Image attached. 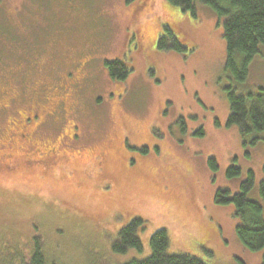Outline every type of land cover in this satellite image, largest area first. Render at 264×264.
Listing matches in <instances>:
<instances>
[{
  "label": "rangeland",
  "instance_id": "1",
  "mask_svg": "<svg viewBox=\"0 0 264 264\" xmlns=\"http://www.w3.org/2000/svg\"><path fill=\"white\" fill-rule=\"evenodd\" d=\"M168 34L186 50H158L155 41ZM82 55L96 62L95 72L72 95L78 104L76 125L81 135L87 132L77 146L86 147L89 155L51 171L13 170L1 158L0 243L23 241L39 227L51 260L120 264L147 257L150 236L165 229L168 253H185L206 264H260L264 250L246 249L235 235L233 207L213 201L219 188L236 193L251 171L254 184L247 198L261 204L264 218L259 195L264 133L253 145H244L237 128L226 126L231 82L223 72L225 42L215 13L198 3L182 10L167 0H0V142L7 121L17 111L30 110L22 105L24 99L65 89L70 66L56 62ZM29 56H39L35 75L20 72ZM112 61L128 63L131 72L123 82L114 81L111 94L122 107L107 119V112H96L95 105L106 102L100 90L108 88L104 68ZM50 67L57 73H50ZM261 89L264 45L235 92ZM5 93L17 98L11 111L4 109ZM65 110L64 101L58 121H48L51 138L65 124L60 120L70 119H64ZM124 136V154L140 171L129 175L118 159L111 173L96 176L92 152ZM210 158L216 170L209 167ZM231 164L240 169L232 179L225 175ZM135 217L145 222L137 233L141 250L108 254L119 228Z\"/></svg>",
  "mask_w": 264,
  "mask_h": 264
},
{
  "label": "trees",
  "instance_id": "2",
  "mask_svg": "<svg viewBox=\"0 0 264 264\" xmlns=\"http://www.w3.org/2000/svg\"><path fill=\"white\" fill-rule=\"evenodd\" d=\"M167 1L182 10H193L196 3L205 5L221 21L222 38L225 42L223 72L231 82V85L226 87L229 110L226 126L237 128L242 144L253 145L264 133V90L239 94L235 92V87L246 80L249 65L258 53V47L264 45V0ZM155 44L160 51L186 50L171 34L167 37L160 36ZM106 67L110 70V77L113 80L125 79V67L117 61L106 63ZM208 165L212 170L217 169L212 158L208 160ZM239 174L240 169L234 164L229 165L225 171L226 177L230 179ZM253 184L254 175L251 171H247L246 178L240 182L236 193H230L227 188H219L215 191L213 201L218 205L233 207V216L236 219L234 232L237 239L246 249L261 251L264 250L262 207L259 202L247 198ZM259 195L264 204V178L259 182ZM144 223L140 217L128 219L109 244L108 254L123 255L128 250L139 252L141 243L137 233L138 230L144 229ZM36 228L39 230V227ZM38 230L30 232L25 236V240H20L21 242L0 243V264H69L59 259L51 260L46 256ZM168 243L167 231L159 229L149 238L150 253L147 257L130 258L120 264H206L185 253H168ZM260 264H264V252Z\"/></svg>",
  "mask_w": 264,
  "mask_h": 264
},
{
  "label": "flooded vegetation",
  "instance_id": "3",
  "mask_svg": "<svg viewBox=\"0 0 264 264\" xmlns=\"http://www.w3.org/2000/svg\"><path fill=\"white\" fill-rule=\"evenodd\" d=\"M137 38L139 41L143 40V36L137 33ZM68 57L67 61H57L58 66H70L68 72H66V87L65 89L59 90V93L40 97L36 95L34 98L23 101L22 105H29L26 109H30L28 112L17 111V117L10 122L7 121V128L3 134L2 141L0 142V152H2L5 164L10 166L13 170L21 171L23 168L33 170L39 169L41 171H51L63 169L65 165L69 162L74 161L77 158L84 157L85 154L89 152L86 147L77 146L79 141L86 136V133L81 135L79 132V127L76 125L77 116H75V111H77V103L72 99L73 94L82 86L83 80H86L91 72H95L91 69L96 63L93 59L85 57L82 55L80 57ZM23 62H28L25 66L20 68V72L35 75L38 70V64L40 62L39 56H29L24 57ZM64 62V63H63ZM114 62V61H112ZM118 64L125 67L126 76L131 72V68L128 63L123 61H117ZM110 63V62H109ZM91 69V71H90ZM105 76L108 80V90H100L104 92L106 102L102 104H97L96 112H107V119H110V112L115 108L122 107V103L119 102L118 98H114L111 94V90L117 88V84L114 81L123 82L120 80H113L110 76V70L106 67L104 68ZM50 73H57L56 67H50ZM90 72V73H89ZM6 103L8 106H4V109L11 111V104L17 99L13 98L10 93H5ZM111 98V99H110ZM66 102L67 110H65L64 119L70 118L69 120H60L65 122L61 127L59 134H55L54 138L49 136L50 129L48 128V121L54 118V122L58 121L56 115L59 112L60 106L63 102ZM46 103V104H44ZM45 106V107H44ZM116 106V107H115ZM5 111V110H4ZM67 111V114H66ZM74 115V117L71 116ZM81 116V113H79ZM87 113L82 115L83 119L86 117ZM99 115L96 113L94 120L97 121ZM57 127L54 126L53 129ZM37 133H41L40 137H36ZM89 134V132H88ZM126 139L123 137L121 142L111 141L108 144L99 147L98 150L93 151L94 154V164L96 165V176H106V174L111 173L109 168L110 165L119 159L120 169L126 173L134 174L137 170L140 171L136 165H132L130 161L126 158L125 152ZM89 155V154H87ZM126 163H123V161ZM29 167H27V166ZM137 171V172H138ZM107 179V178H102Z\"/></svg>",
  "mask_w": 264,
  "mask_h": 264
}]
</instances>
